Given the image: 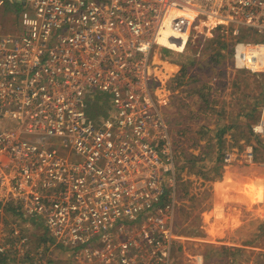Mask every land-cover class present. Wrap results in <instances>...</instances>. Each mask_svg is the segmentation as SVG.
<instances>
[{
  "label": "built area",
  "instance_id": "built-area-1",
  "mask_svg": "<svg viewBox=\"0 0 264 264\" xmlns=\"http://www.w3.org/2000/svg\"><path fill=\"white\" fill-rule=\"evenodd\" d=\"M7 5L19 32L0 36V206L84 245L144 219L153 260L167 261L176 169L155 50L231 33L235 68L264 73V0H0ZM239 28L253 32L240 39Z\"/></svg>",
  "mask_w": 264,
  "mask_h": 264
},
{
  "label": "rangeland",
  "instance_id": "rangeland-1",
  "mask_svg": "<svg viewBox=\"0 0 264 264\" xmlns=\"http://www.w3.org/2000/svg\"><path fill=\"white\" fill-rule=\"evenodd\" d=\"M15 10L0 8V36L19 32ZM248 30L239 28V38H249ZM210 42L155 50L162 59L153 63L154 88L176 169L166 185L176 205L170 258L153 260L144 219L124 222L104 240L89 235L84 245L3 205L0 264H264V73L236 69L233 43L222 50ZM148 89L153 95V77ZM189 154L207 167L193 166Z\"/></svg>",
  "mask_w": 264,
  "mask_h": 264
},
{
  "label": "trees",
  "instance_id": "trees-1",
  "mask_svg": "<svg viewBox=\"0 0 264 264\" xmlns=\"http://www.w3.org/2000/svg\"><path fill=\"white\" fill-rule=\"evenodd\" d=\"M240 38H243L242 36L240 37ZM210 43H212V44H216V45H218V46H220V48H222V50H225L226 48H227V46H228V43H233V37H232V35H231V33H230V36L229 37H227V39H223L222 37H220V36H218V37H216L214 40H211V42ZM233 51V50H232ZM218 54V53H217ZM221 54V53H220ZM219 54V55H220ZM218 55V56H219ZM217 56V57H218ZM182 69L183 70H187V68L185 67V66H182ZM221 151H220V149H219V153H220ZM206 158L207 159H213V158H211V156H208V154L206 155ZM187 161L188 162H190V163H192V165L193 166H197L198 168H203V167H207V165L206 164H202L201 165V163L202 162H200V161H205L204 159H200V157L199 156H195V155H192V154H189L188 155V159H187Z\"/></svg>",
  "mask_w": 264,
  "mask_h": 264
},
{
  "label": "crops",
  "instance_id": "crops-1",
  "mask_svg": "<svg viewBox=\"0 0 264 264\" xmlns=\"http://www.w3.org/2000/svg\"><path fill=\"white\" fill-rule=\"evenodd\" d=\"M162 59V58H161Z\"/></svg>",
  "mask_w": 264,
  "mask_h": 264
}]
</instances>
